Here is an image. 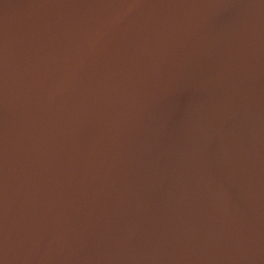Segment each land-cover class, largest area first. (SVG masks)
I'll use <instances>...</instances> for the list:
<instances>
[{"label":"water","instance_id":"water-1","mask_svg":"<svg viewBox=\"0 0 264 264\" xmlns=\"http://www.w3.org/2000/svg\"><path fill=\"white\" fill-rule=\"evenodd\" d=\"M0 264H264V0H0Z\"/></svg>","mask_w":264,"mask_h":264}]
</instances>
